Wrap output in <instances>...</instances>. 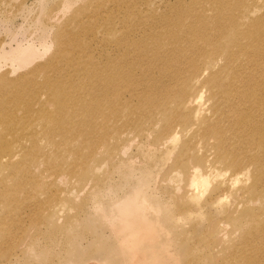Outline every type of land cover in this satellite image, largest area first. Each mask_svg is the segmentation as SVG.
Masks as SVG:
<instances>
[{"label": "bare ground", "instance_id": "bare-ground-1", "mask_svg": "<svg viewBox=\"0 0 264 264\" xmlns=\"http://www.w3.org/2000/svg\"><path fill=\"white\" fill-rule=\"evenodd\" d=\"M161 4L59 0L39 12L35 38L20 39L16 30L10 34L14 46L0 41V207L14 213L35 195L34 185L43 181L29 175L35 166L53 175L51 185H67L74 174L83 183L111 139L123 140L126 150L132 139L124 135L151 137V127L160 125L153 140L179 145L172 177L186 176L185 195L218 193L217 178L228 175L225 191L241 194L231 203L246 205L238 219H263L264 209L247 205L264 198V0ZM185 106L196 116L182 113ZM69 151L76 161L66 165ZM218 165L228 171L218 172ZM141 191L120 201L112 216L110 211L128 264H180ZM55 201L60 197L53 194L49 205ZM153 210L159 216L160 208ZM5 220L0 217V224ZM253 244H242L240 262L233 264H264V253L248 258Z\"/></svg>", "mask_w": 264, "mask_h": 264}, {"label": "rangeland", "instance_id": "rangeland-1", "mask_svg": "<svg viewBox=\"0 0 264 264\" xmlns=\"http://www.w3.org/2000/svg\"><path fill=\"white\" fill-rule=\"evenodd\" d=\"M0 1V41L7 42L8 47L9 41V45L16 44L10 38L13 31L18 30L20 39L23 34L35 38L40 13L57 7L59 0ZM154 1L160 4L163 1L165 4L172 0ZM41 22L45 25L43 20ZM52 29L56 31L55 27ZM89 38L90 35L85 38L86 42ZM90 40L92 41V37ZM96 41L97 36L93 42L99 44ZM92 49L91 55L96 47ZM54 50L55 47L48 55ZM92 58L95 60L96 56L93 55ZM214 67L211 65V68ZM7 70L8 66L2 68L4 73ZM196 87H192V93H195ZM181 112L190 116L197 114V110L192 111L187 106ZM148 125L149 123L146 124ZM160 128V125L152 126L151 137L135 133L124 135V138L132 139L130 144L127 143L126 150L123 149V140L111 139L92 159L91 168L86 170L83 183H79L78 174H74L68 177L67 185H51L53 175L46 172L43 165L35 166L36 172L32 171L29 175L42 176L43 180L34 185L35 195L30 194L29 198H24V204L14 213H9V207H0V217H6L5 222L0 224V264H128L130 257L128 258L127 250L109 221L110 211L112 210L111 216L115 214L118 203L138 188L146 193L147 203L151 207L160 208L159 216L153 208L149 216L157 219L167 231L166 241L170 243L168 250L174 256L178 255L180 264H189L197 259L199 264L240 262L237 258L242 251L241 246L248 240L251 244L254 243L248 258H259V254L264 253V217L253 223L238 219L239 212L246 205L234 208L231 202L236 195L240 197L241 194L225 191L226 185L222 182L228 175L217 178L216 185L222 188L218 193L206 192L199 198L191 193L185 195L186 176L172 177L179 145L162 146L154 141V135ZM203 145L201 143L198 148ZM168 149L171 150L167 152ZM151 150L154 151L150 152ZM71 151L65 155L66 165L76 161ZM200 151L204 149L201 148ZM210 152L207 151V154ZM217 171L226 173L228 170L223 165H218ZM1 172L0 167V174ZM83 174L81 171L80 175ZM53 194L59 195L61 203L55 201V204H59L52 207L49 200ZM22 195L25 197L26 193L22 191ZM222 195L228 199L221 201ZM40 200L44 202V206L38 205ZM254 202L247 207L251 210L264 209V198ZM232 210L236 211L232 213Z\"/></svg>", "mask_w": 264, "mask_h": 264}]
</instances>
